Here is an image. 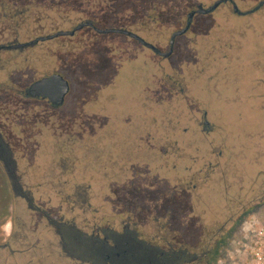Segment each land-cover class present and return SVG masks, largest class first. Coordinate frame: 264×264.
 Returning <instances> with one entry per match:
<instances>
[{
  "label": "rangeland",
  "instance_id": "obj_1",
  "mask_svg": "<svg viewBox=\"0 0 264 264\" xmlns=\"http://www.w3.org/2000/svg\"><path fill=\"white\" fill-rule=\"evenodd\" d=\"M180 2L170 0L164 7L168 16L159 25L163 37L150 36L164 49L167 37L179 27L177 16L187 6ZM88 3L92 8L97 4L93 9L99 11L103 4ZM129 5L119 12L113 1L106 0V15L112 16L108 25H132L119 19H131L143 7ZM189 39H177L174 55L166 60L125 41L111 42L114 47L96 50L88 58L61 54L54 60V69L63 72L72 86L59 109V124L81 130L86 122L93 128L84 140L73 134L79 138L72 145L78 158L72 159L79 163L73 171L62 173L67 162L61 148L68 136L54 135L52 120L39 121L36 129L31 125L12 130L5 138L37 146L28 157L37 174L35 184L50 181L44 168L50 159L54 194L44 186L43 194L32 197L54 218L79 225L106 222L116 232L131 224L139 238L151 243L167 229L178 235L176 249L184 243L200 253L211 249L203 264H253L254 231L264 227V172L259 171L264 170V68L247 57L250 46L242 53L246 64H237L232 71L234 87L227 88L216 81L218 72L211 65L200 73L204 54ZM263 55H258V65ZM109 94L114 95L112 102L98 101ZM206 109L211 129L203 127ZM42 110L39 104L24 109L35 117L43 116ZM202 217L206 219L199 222ZM2 222L14 224L15 238H29L38 233L28 231L30 224L47 220L18 194H0ZM212 223L210 230L217 234L209 242L219 240L208 246L200 236L207 232L203 228L200 232V225ZM188 231L194 237H188ZM10 233L7 227L0 228V242Z\"/></svg>",
  "mask_w": 264,
  "mask_h": 264
},
{
  "label": "flooded vegetation",
  "instance_id": "obj_2",
  "mask_svg": "<svg viewBox=\"0 0 264 264\" xmlns=\"http://www.w3.org/2000/svg\"><path fill=\"white\" fill-rule=\"evenodd\" d=\"M111 1L120 8L117 9L119 12L128 3L129 6L141 5L143 9L137 11L131 19H119L121 23H131L129 27L110 26L108 23L111 22L112 16L106 15V0H102V5L99 4L100 11L93 9L97 4L93 8L89 7L88 0H0V194H18L22 197L32 211L47 220L45 224L54 228L60 237L62 248L72 257L81 260L97 258L104 264L108 260L112 264H122L124 257H132L133 260L143 249L139 242L141 238L131 228V224H124L122 232H116L115 226L106 222H86L79 225L64 221L63 218H54L48 210L36 205L32 197V194H43L40 191L44 186H50V192L54 194V166L47 165L50 159L44 166L45 175L50 181L35 184L32 180L37 174H34V168L29 166L32 162L28 157L37 146L33 149L26 141L19 143L7 140L5 135L15 129L30 128L31 125L36 129L39 121L42 123L52 120L51 129L54 135H66V138L68 136L63 140L61 148V156L65 157L67 162L61 167L62 173L73 171L74 166L79 164H74L72 159H78L72 153V145L79 143V138L74 135L81 134L84 140V134L92 127L86 122L82 123L81 130L75 129L74 126L63 128L62 122L59 124V109L64 106L72 86L63 72L54 69L56 58L62 56L61 54L68 55L67 58L71 59L80 55L88 58L94 55L96 50L102 52L114 47L111 42L116 45L125 41L146 49L153 57L166 60L174 55L177 39L189 36L195 45L200 47L201 54H204L199 60L200 73L211 65V69L218 72L217 82L221 81L227 88L234 87L232 71L235 65L246 64V55L242 53L250 46L252 50L247 57L252 56L253 65H257L259 69L264 68V55L261 64L258 65L257 60L258 55L264 53L261 48L264 40V0H183L180 5L185 3L187 6L184 12L177 16L179 27L167 37L165 49L160 41L151 40L150 36L163 37L159 25L168 16L164 7L170 5V0ZM111 29L120 32H107ZM185 29L182 35L173 38L174 33ZM171 50V55L164 57V54ZM55 74L62 75L70 84V92L61 105H54L50 99L35 96L32 92V86L36 82ZM94 82L96 81H92V84ZM103 85L106 87L107 83ZM95 97L96 95H93L91 98ZM113 97L111 94L105 99L100 96L98 101L101 99L102 102H112ZM30 104H39V107L43 108V116L35 117L30 115L32 113H26L24 109ZM203 114L204 129H211L210 122L206 120L209 110H204ZM88 119L90 121V118ZM35 120L38 121L34 122ZM39 171L42 172V169ZM28 179L31 182H28ZM204 219L206 218L202 217L199 222ZM22 223L18 224L25 227L26 223ZM6 224L0 223V228H4ZM33 224L37 223L30 225ZM212 225L214 224L200 225V232L202 228L207 232V235L200 236L208 246H215L219 240L216 238L215 241L209 242L217 234V231L210 230ZM190 229L192 228L188 227L187 230ZM172 233L162 229L155 243L146 241L151 247L149 256L152 259L159 260L163 257L164 261L158 264H203L212 254L211 249L201 253L194 251L187 246L188 243L176 249L174 244L178 235ZM187 236L194 237V233L188 231ZM183 239L182 237L181 240ZM111 256L115 258L111 260ZM158 256L159 258H156Z\"/></svg>",
  "mask_w": 264,
  "mask_h": 264
},
{
  "label": "crops",
  "instance_id": "obj_3",
  "mask_svg": "<svg viewBox=\"0 0 264 264\" xmlns=\"http://www.w3.org/2000/svg\"><path fill=\"white\" fill-rule=\"evenodd\" d=\"M5 227L11 233L0 242V264H79L62 248L59 235L49 225H31L28 231L38 233L29 238H15L12 223Z\"/></svg>",
  "mask_w": 264,
  "mask_h": 264
},
{
  "label": "water",
  "instance_id": "obj_4",
  "mask_svg": "<svg viewBox=\"0 0 264 264\" xmlns=\"http://www.w3.org/2000/svg\"><path fill=\"white\" fill-rule=\"evenodd\" d=\"M185 30L178 31L174 33L173 38L182 35ZM107 32H120L119 30H108ZM172 50L164 54V57L170 56ZM32 92L35 96H42L43 98H48L54 105H61L64 103L67 95L70 92L69 82L60 74H55L50 78L43 79L36 82L32 86Z\"/></svg>",
  "mask_w": 264,
  "mask_h": 264
},
{
  "label": "trees",
  "instance_id": "obj_5",
  "mask_svg": "<svg viewBox=\"0 0 264 264\" xmlns=\"http://www.w3.org/2000/svg\"><path fill=\"white\" fill-rule=\"evenodd\" d=\"M141 240V241H140ZM140 245L143 249H141L142 251H139V254L137 256H134L133 260L132 257H124L122 259V264H158V262H162L164 261L163 257L158 259H152L149 255H150V251H151V247H149L148 243L142 239H140ZM110 254V253H109ZM130 255V254H128ZM152 255V254H151ZM167 255V254H166ZM71 256V255H70ZM152 256H156L155 254H153ZM79 264H104V262L99 259L97 260V258L95 259H89V260H81L80 258L76 259L75 257H73ZM115 258L114 256H111V260ZM166 261V259H165ZM105 264H112L110 260L106 261Z\"/></svg>",
  "mask_w": 264,
  "mask_h": 264
},
{
  "label": "built area",
  "instance_id": "obj_6",
  "mask_svg": "<svg viewBox=\"0 0 264 264\" xmlns=\"http://www.w3.org/2000/svg\"><path fill=\"white\" fill-rule=\"evenodd\" d=\"M251 260L253 264H264V227L258 226L254 231Z\"/></svg>",
  "mask_w": 264,
  "mask_h": 264
}]
</instances>
